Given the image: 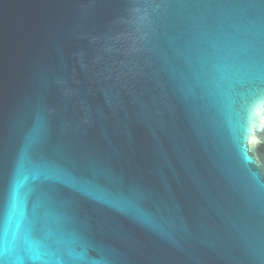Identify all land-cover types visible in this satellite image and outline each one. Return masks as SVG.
I'll return each mask as SVG.
<instances>
[{"label": "water", "instance_id": "1", "mask_svg": "<svg viewBox=\"0 0 264 264\" xmlns=\"http://www.w3.org/2000/svg\"><path fill=\"white\" fill-rule=\"evenodd\" d=\"M250 53L259 3L0 0V228L37 222L50 264L264 261V104L221 97ZM37 154L104 201L38 179Z\"/></svg>", "mask_w": 264, "mask_h": 264}, {"label": "snow or ice", "instance_id": "2", "mask_svg": "<svg viewBox=\"0 0 264 264\" xmlns=\"http://www.w3.org/2000/svg\"><path fill=\"white\" fill-rule=\"evenodd\" d=\"M177 2L188 6L249 3L264 5V0H177ZM223 79L227 83L226 92H221L223 100L230 104H238L245 112H251L257 106L264 104V64L257 62L255 53H250L244 59L232 58ZM33 163L37 169V178L50 182L53 189L58 186L64 187L70 193L100 201H104V197L107 196L99 184L91 188L86 187L85 185L92 183L90 180L76 175L67 167L40 157L39 154ZM53 171L55 175L51 174ZM57 200L64 202L63 197L56 196L52 204H55ZM66 203L68 207L72 206L71 201ZM13 215H15V208H13ZM67 219L72 223L75 222L72 215H69ZM10 221H12L11 216L8 223L0 228V264H50L46 259V244L41 238L38 223L31 220L26 231L21 235L20 223H17L15 230H12ZM84 247L87 248V244ZM37 251L39 254H35ZM55 264H113V262L90 259L85 251L67 260L59 258ZM259 264H264V261H259Z\"/></svg>", "mask_w": 264, "mask_h": 264}]
</instances>
